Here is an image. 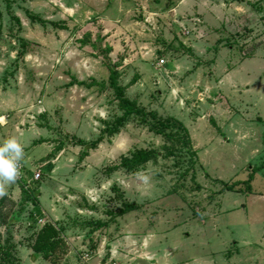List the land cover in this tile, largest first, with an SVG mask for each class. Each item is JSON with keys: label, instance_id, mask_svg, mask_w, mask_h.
I'll return each mask as SVG.
<instances>
[{"label": "rangeland", "instance_id": "374dc122", "mask_svg": "<svg viewBox=\"0 0 264 264\" xmlns=\"http://www.w3.org/2000/svg\"><path fill=\"white\" fill-rule=\"evenodd\" d=\"M0 115V264H264V0H0Z\"/></svg>", "mask_w": 264, "mask_h": 264}, {"label": "trees", "instance_id": "16d2710c", "mask_svg": "<svg viewBox=\"0 0 264 264\" xmlns=\"http://www.w3.org/2000/svg\"><path fill=\"white\" fill-rule=\"evenodd\" d=\"M118 73L114 68V65H109V76H108V84L109 87H112L117 99L122 104L124 108V112L117 120L114 128L111 130L112 132L116 127L121 126L124 121L131 115H134L138 118V123L145 124L148 128L156 133L164 137L167 141L176 142L180 145L186 146L189 141L186 129L183 125L171 117H161L156 114L155 111H145L141 107H137L134 102L128 100L124 97V88L120 86L117 82ZM174 148V147H173ZM156 156V152L150 150H141L135 152L130 159L124 160V163L128 165V169L132 166H138L141 163L152 159ZM253 171L250 172L246 181H250L252 179ZM29 198L31 195L28 196ZM137 208L136 204H128L123 210L119 212V214H123L127 211L134 210ZM49 229H51L49 227ZM5 257L10 260L9 253H3Z\"/></svg>", "mask_w": 264, "mask_h": 264}, {"label": "clouds", "instance_id": "9594fccd", "mask_svg": "<svg viewBox=\"0 0 264 264\" xmlns=\"http://www.w3.org/2000/svg\"><path fill=\"white\" fill-rule=\"evenodd\" d=\"M23 156V148L14 137L0 141V183L11 184L17 180Z\"/></svg>", "mask_w": 264, "mask_h": 264}, {"label": "built area", "instance_id": "2783aa9c", "mask_svg": "<svg viewBox=\"0 0 264 264\" xmlns=\"http://www.w3.org/2000/svg\"><path fill=\"white\" fill-rule=\"evenodd\" d=\"M164 64V60L162 58L158 59V65ZM6 123V119L4 116L0 115V127L4 126ZM19 168H20V175L18 176L17 180L22 181L24 179V173L21 164L19 163ZM39 178V173H35L32 177V180H38Z\"/></svg>", "mask_w": 264, "mask_h": 264}]
</instances>
